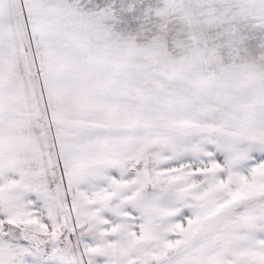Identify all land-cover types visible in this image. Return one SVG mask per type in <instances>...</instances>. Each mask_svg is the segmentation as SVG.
<instances>
[{
    "label": "snow or ice",
    "instance_id": "1",
    "mask_svg": "<svg viewBox=\"0 0 264 264\" xmlns=\"http://www.w3.org/2000/svg\"><path fill=\"white\" fill-rule=\"evenodd\" d=\"M0 264H264V0H0Z\"/></svg>",
    "mask_w": 264,
    "mask_h": 264
}]
</instances>
